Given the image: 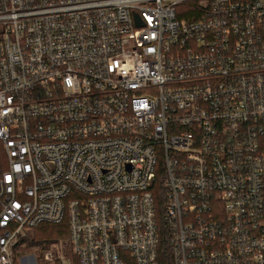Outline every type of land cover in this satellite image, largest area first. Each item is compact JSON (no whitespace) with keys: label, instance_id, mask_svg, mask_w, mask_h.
<instances>
[{"label":"built area","instance_id":"built-area-1","mask_svg":"<svg viewBox=\"0 0 264 264\" xmlns=\"http://www.w3.org/2000/svg\"><path fill=\"white\" fill-rule=\"evenodd\" d=\"M40 223L67 235L15 261ZM164 238L264 264V0H0V264H160Z\"/></svg>","mask_w":264,"mask_h":264},{"label":"trees","instance_id":"trees-1","mask_svg":"<svg viewBox=\"0 0 264 264\" xmlns=\"http://www.w3.org/2000/svg\"><path fill=\"white\" fill-rule=\"evenodd\" d=\"M162 179H163V171L160 172L159 174V178L157 181L158 186L156 188V194H157L159 207L160 209L162 208L163 210L162 199L163 198L165 199L166 193H165V188L163 187V184H162ZM162 216H163V213H162ZM160 226L162 227V231L164 235L166 236L167 231H166V227L163 225L162 219H161ZM66 235H67V228H66L65 223H62V224L40 223L26 231V236L22 239V248L26 249L25 252H29L32 249L39 247L41 244L43 245V247H47V245H49L53 240L55 241L59 238H65ZM169 252H170V246H169L168 240L167 238H164L159 248L160 264L169 263Z\"/></svg>","mask_w":264,"mask_h":264},{"label":"rangeland","instance_id":"rangeland-1","mask_svg":"<svg viewBox=\"0 0 264 264\" xmlns=\"http://www.w3.org/2000/svg\"><path fill=\"white\" fill-rule=\"evenodd\" d=\"M184 6H187V3H184V4H181V5H178L177 7H176V10L177 11H179L181 8H183ZM36 234V233H35ZM54 241V240H53ZM52 241V242H53ZM50 245V244H49ZM49 245H47V247L49 246ZM41 247H43V245L41 244L39 247H34L36 250H39V249H41ZM28 249H30V248H28ZM35 249H32L31 251H29L28 253H30L31 254V252H33ZM26 251V249L25 248H19V251H15L16 253H15V255L13 256L14 257V259H15V261H17L16 260V258H19L20 256H21V254H22V252H25ZM27 253V254H28ZM69 256V260H70V263L71 264H75V260H74V258L69 254L68 255ZM18 262H16L15 264H17Z\"/></svg>","mask_w":264,"mask_h":264}]
</instances>
